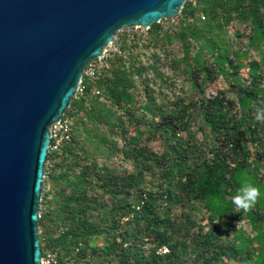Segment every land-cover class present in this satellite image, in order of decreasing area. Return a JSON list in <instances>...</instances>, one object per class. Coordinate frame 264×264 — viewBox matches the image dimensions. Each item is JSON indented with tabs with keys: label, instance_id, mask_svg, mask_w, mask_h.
Returning a JSON list of instances; mask_svg holds the SVG:
<instances>
[{
	"label": "trees",
	"instance_id": "trees-1",
	"mask_svg": "<svg viewBox=\"0 0 264 264\" xmlns=\"http://www.w3.org/2000/svg\"><path fill=\"white\" fill-rule=\"evenodd\" d=\"M115 45L84 74L69 139L50 150L43 257L264 264V0H188ZM245 180L261 192L248 213L232 204Z\"/></svg>",
	"mask_w": 264,
	"mask_h": 264
},
{
	"label": "water",
	"instance_id": "water-1",
	"mask_svg": "<svg viewBox=\"0 0 264 264\" xmlns=\"http://www.w3.org/2000/svg\"><path fill=\"white\" fill-rule=\"evenodd\" d=\"M188 0H0V264H42L39 220L51 128L88 65L123 29Z\"/></svg>",
	"mask_w": 264,
	"mask_h": 264
},
{
	"label": "built area",
	"instance_id": "built-area-1",
	"mask_svg": "<svg viewBox=\"0 0 264 264\" xmlns=\"http://www.w3.org/2000/svg\"><path fill=\"white\" fill-rule=\"evenodd\" d=\"M136 29V28H135ZM115 42H116V38L113 41V43L106 49L105 55L108 52H111V50H109L110 48H112L113 46H115ZM117 49L115 48L114 51H116ZM104 57H100L94 61H92L85 73L90 76V77H94L95 74L98 72L99 67L103 66V62L102 59ZM80 91V89H79ZM71 127H72V122L69 118H65V116H63V118L53 124L52 128H51V133H52V138H51V148L50 150H58L59 147L61 146L62 142L64 140L69 139L70 133H71ZM164 252H167V249H164ZM53 261V256L51 255H47L46 257H43L42 260V264H51V262Z\"/></svg>",
	"mask_w": 264,
	"mask_h": 264
},
{
	"label": "clouds",
	"instance_id": "clouds-1",
	"mask_svg": "<svg viewBox=\"0 0 264 264\" xmlns=\"http://www.w3.org/2000/svg\"><path fill=\"white\" fill-rule=\"evenodd\" d=\"M255 120L259 123H264V101H261V106L256 109ZM260 196L259 187L245 180L232 197V204L237 212L248 213L255 207Z\"/></svg>",
	"mask_w": 264,
	"mask_h": 264
},
{
	"label": "rangeland",
	"instance_id": "rangeland-1",
	"mask_svg": "<svg viewBox=\"0 0 264 264\" xmlns=\"http://www.w3.org/2000/svg\"><path fill=\"white\" fill-rule=\"evenodd\" d=\"M123 30H126V32H131V31L135 32V31H137L138 29H135V28H127V29H123ZM142 30H144V29H142ZM115 48H116V45L113 46L112 48H110L109 50L114 51ZM223 86H224V85H223L222 83H218V84H216L215 86H213V87L209 90V93H215L217 90H221V89H223ZM100 162L102 163L103 160H100ZM109 165L112 166V167L122 168L121 165H120V163H119V161H117V160H112V161H110V162H109Z\"/></svg>",
	"mask_w": 264,
	"mask_h": 264
}]
</instances>
